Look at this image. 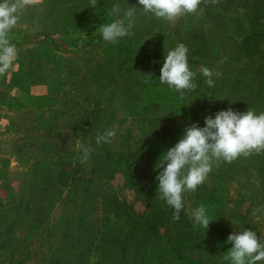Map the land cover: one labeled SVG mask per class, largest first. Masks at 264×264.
I'll use <instances>...</instances> for the list:
<instances>
[{"label":"trees","instance_id":"16d2710c","mask_svg":"<svg viewBox=\"0 0 264 264\" xmlns=\"http://www.w3.org/2000/svg\"><path fill=\"white\" fill-rule=\"evenodd\" d=\"M100 12L94 16H100L102 25L111 22L110 15ZM137 17H140L138 11ZM183 17L182 24L164 27L154 40L142 43L140 37L132 34L113 44L105 71L100 69L90 76L86 69L72 68L63 61L61 68L66 71L58 78L66 77L59 85V90L65 93L62 106H66L70 97L75 101L82 92L78 86L68 87L75 77L82 78L88 85L81 104L77 103V113H73L77 115L76 123L67 127L74 135L70 150L57 148L60 143H56V139L65 131L57 128L62 114L55 109L57 99L26 91L18 100H13V104L30 107L35 124L43 133L45 154L42 159L48 162L42 166L38 177L46 182L53 180L55 187L72 188V197L82 209L97 198L105 204L109 215L103 223L105 237L93 244L95 248H103V256L92 264H207L205 258L215 260L214 250L227 240L219 236L213 240L214 246L208 254L192 259L191 254L201 249L206 233L217 229L215 216L211 215L216 208L221 209L220 205L215 206L219 203L214 197L215 173L210 174V183L205 181L197 191L184 194L185 210L181 219L175 221L171 210L159 199L154 165L162 152L177 142L182 129L192 122L203 126L205 116L229 107L241 112L248 109L264 112V0H202L196 13ZM230 18L238 20L250 33L240 39L232 36L228 28ZM95 25L88 27V33L91 34ZM168 34L172 36L171 41L167 40ZM177 43L188 46L189 64L197 73L196 89L183 99L158 80L163 55L167 53L163 48L168 45L170 50ZM145 51L150 52L152 60L142 71L138 60L144 58ZM201 65L220 73L219 77H214V88L205 84ZM149 72L156 78L146 84L142 75ZM56 74L60 76L59 72ZM67 87L68 90L63 91ZM67 95H70L68 99ZM118 114L123 118H118ZM113 127L117 129L113 142L97 147L96 136ZM80 144L93 149L86 162L80 160ZM51 147L57 151L49 156ZM233 162L223 164L231 169ZM122 171L128 172L133 189L145 204L139 218L115 196L109 183ZM200 204L208 208L213 220L205 233L195 227L191 219L190 209ZM90 250L91 246L86 248ZM217 256L229 264L225 259L226 250L218 249Z\"/></svg>","mask_w":264,"mask_h":264},{"label":"rangeland","instance_id":"374dc122","mask_svg":"<svg viewBox=\"0 0 264 264\" xmlns=\"http://www.w3.org/2000/svg\"><path fill=\"white\" fill-rule=\"evenodd\" d=\"M113 3L127 8L136 5V0H97L94 5L91 0H29L10 34L18 59L13 69L0 75V264H92L103 256V248H95L93 244L105 237L103 223L108 214L104 202L100 198L93 199L82 209L72 197V188L55 187L53 180L46 182L38 177L40 169L48 162L42 159L45 154L43 133L35 124L30 107L13 104V100H18L26 91L57 99L55 109L62 113L57 128L65 130L56 139V143H60L57 148L70 150L74 135L67 127L76 123L77 115L73 113H77V103L81 104L88 85L82 78L75 77L68 87L78 86L82 92L74 98L76 102L67 95L70 101L62 106L65 93L59 90V85L66 77L58 78L63 77L66 69L61 66L64 61L72 68L86 69L90 76L100 69L106 70L113 44L98 37L102 24L100 16L94 15L100 10L108 15ZM137 11L140 17L132 32L142 43L156 39L164 27L182 24L184 18L165 22ZM92 24L98 26L95 25L90 34L88 27ZM228 28L237 39L250 33L233 18L228 20ZM171 39L168 34L167 40ZM163 50L166 53L168 45ZM149 53L145 51L144 58L138 60L142 71L152 60ZM117 117L123 118L121 114ZM55 147H51L49 156L56 153ZM211 173H215L217 182L214 197L219 203L215 206H221L211 212L217 229L206 233L201 249L191 254L192 259L208 254L214 239L228 237L234 230L248 228L264 240V153L241 156L231 169L222 163ZM210 174L207 183L212 181ZM109 183L115 196L139 218L145 204L133 189L128 172L115 174ZM90 246L91 250L86 251ZM219 246L218 249L226 251L231 248V244L224 242ZM218 249L214 250L215 260L205 258L207 264H228L217 256Z\"/></svg>","mask_w":264,"mask_h":264},{"label":"clouds","instance_id":"9594fccd","mask_svg":"<svg viewBox=\"0 0 264 264\" xmlns=\"http://www.w3.org/2000/svg\"><path fill=\"white\" fill-rule=\"evenodd\" d=\"M96 2L91 0L93 5ZM28 3L29 0H0V75L13 69L18 59V50L10 34ZM201 3L202 0H136V5L127 8L113 3L108 12L111 22L100 26L101 38L115 44L131 36L137 10L165 22H175L179 17L196 13ZM200 73L205 84L214 88V77H219L220 73L203 65ZM196 75L189 64V48L184 43H177L163 55L158 80L170 91L179 93L182 99L196 89ZM142 77L146 84L156 78L150 72ZM116 136L115 127L106 129L96 136L95 144L97 147L110 145ZM78 147L81 162H86L92 147L83 144ZM260 153H264V112L250 109L241 112L229 107L207 115L203 118V126L192 122L184 127L177 142L158 157L154 171L159 199L171 210L172 218L179 221L185 210L184 194L197 191L215 166ZM191 219L204 233L213 222L203 204L192 209ZM225 243L231 244L225 257L229 264H264V240L256 231L234 230Z\"/></svg>","mask_w":264,"mask_h":264}]
</instances>
